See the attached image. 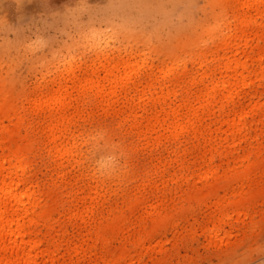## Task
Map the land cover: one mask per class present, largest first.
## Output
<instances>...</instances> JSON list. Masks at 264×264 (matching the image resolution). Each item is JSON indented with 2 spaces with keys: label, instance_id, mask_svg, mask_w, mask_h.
Here are the masks:
<instances>
[{
  "label": "rangeland",
  "instance_id": "obj_1",
  "mask_svg": "<svg viewBox=\"0 0 264 264\" xmlns=\"http://www.w3.org/2000/svg\"><path fill=\"white\" fill-rule=\"evenodd\" d=\"M0 162L38 264H264V0H0Z\"/></svg>",
  "mask_w": 264,
  "mask_h": 264
},
{
  "label": "bare ground",
  "instance_id": "obj_2",
  "mask_svg": "<svg viewBox=\"0 0 264 264\" xmlns=\"http://www.w3.org/2000/svg\"><path fill=\"white\" fill-rule=\"evenodd\" d=\"M243 65L240 67L244 69ZM237 69L238 66L235 67V70ZM243 78L245 77L242 76V79ZM238 83L239 79H236L234 85H237ZM220 87L222 90L227 89L229 96L233 95V89H229L225 83H223ZM216 88L217 85H213L211 88H209L207 94H213V92L216 91ZM61 99V97L58 98L60 102H63V99ZM190 111V115L181 119L178 117V109L169 110L171 117L167 127L171 130L183 132V130L187 128L188 125L190 126L192 124V126H194V124L199 119V112L198 109L195 108L191 109ZM241 112L242 111H238L235 113V116L238 117L237 119L241 118ZM152 121H154L153 123L151 122L152 124L149 123L150 121H148L150 126H154L155 123L158 122V117L155 116L154 120ZM58 123L59 120L57 121V119H55L51 135L54 141L60 138V136L63 134V131L66 129V125L63 124L65 122L62 123V121H60V124ZM150 126L149 128L152 129L153 126ZM65 131L64 133L67 132ZM194 131L196 135V130ZM198 133L199 132H197V134ZM69 135H67L68 137L66 144L56 143L57 145H60L55 146L56 152H59V155L67 153L72 154V152H74L75 140L72 135ZM19 170L20 166L16 167L14 165H6L5 167L4 162H0V264H38L35 261V257L38 255V252H40L38 251L39 243L36 239L26 238L28 236L26 224L28 221H31L36 217V213L30 209V206L34 205L35 200L33 199L32 189L30 187L21 188V180L23 179L19 173ZM208 171L209 173L212 172L211 169Z\"/></svg>",
  "mask_w": 264,
  "mask_h": 264
},
{
  "label": "clouds",
  "instance_id": "obj_3",
  "mask_svg": "<svg viewBox=\"0 0 264 264\" xmlns=\"http://www.w3.org/2000/svg\"><path fill=\"white\" fill-rule=\"evenodd\" d=\"M190 7L194 8V7H195V5H194V4H191V5H190Z\"/></svg>",
  "mask_w": 264,
  "mask_h": 264
}]
</instances>
